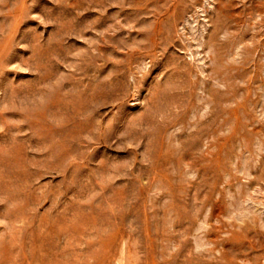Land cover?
<instances>
[{
	"label": "rangeland",
	"instance_id": "1",
	"mask_svg": "<svg viewBox=\"0 0 264 264\" xmlns=\"http://www.w3.org/2000/svg\"><path fill=\"white\" fill-rule=\"evenodd\" d=\"M0 264H264V0H0Z\"/></svg>",
	"mask_w": 264,
	"mask_h": 264
}]
</instances>
